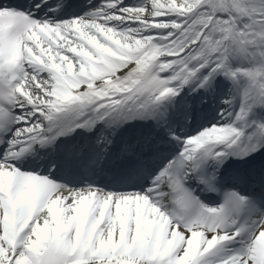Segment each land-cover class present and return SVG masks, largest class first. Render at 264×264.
I'll use <instances>...</instances> for the list:
<instances>
[{
	"label": "snow or ice",
	"instance_id": "6c2138e0",
	"mask_svg": "<svg viewBox=\"0 0 264 264\" xmlns=\"http://www.w3.org/2000/svg\"><path fill=\"white\" fill-rule=\"evenodd\" d=\"M221 76L232 90L219 119L182 132L177 97L207 104ZM136 120L153 124L118 158L147 185L96 183L115 163L117 131ZM101 124L111 131L62 161L23 166ZM257 156L264 0H0V264H264V161L235 172L220 204L197 194L220 193L228 161Z\"/></svg>",
	"mask_w": 264,
	"mask_h": 264
},
{
	"label": "bare ground",
	"instance_id": "6f19581e",
	"mask_svg": "<svg viewBox=\"0 0 264 264\" xmlns=\"http://www.w3.org/2000/svg\"><path fill=\"white\" fill-rule=\"evenodd\" d=\"M129 2H132V0H129ZM242 61H240V60H236V64H240ZM225 83L223 84V86L221 87V89H220V91H219V94H218V97H217V99L216 100H214V102H215V104H214V106L213 107H211V111H216L217 110V107L219 106V105H222L221 103H220V99H219V97H221V95H224L226 92H228V87H229V83H227V81H224ZM183 94V93H182ZM184 96V95H183ZM186 99H188V98H186ZM177 101H185V100H181V98H178V100ZM186 112V114H187V117H190V114H191V112L190 111H187V110H184V113ZM217 112V111H216ZM204 113L205 112H202L201 113V115L200 116H202V115H204ZM213 116H215V119H219V116H218V114H216V115H211V116H208V117H213ZM204 118H206V116L204 117ZM138 120H136V121H133V122H131V123H126V129L127 130H129L130 128H136V127H138ZM152 122V121H151ZM184 124H185V122H184Z\"/></svg>",
	"mask_w": 264,
	"mask_h": 264
}]
</instances>
